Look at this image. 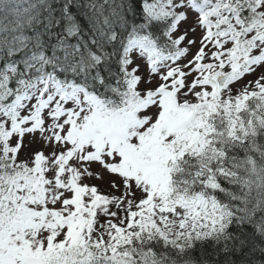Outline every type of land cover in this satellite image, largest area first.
I'll list each match as a JSON object with an SVG mask.
<instances>
[{
    "label": "snow or ice",
    "instance_id": "snow-or-ice-1",
    "mask_svg": "<svg viewBox=\"0 0 264 264\" xmlns=\"http://www.w3.org/2000/svg\"><path fill=\"white\" fill-rule=\"evenodd\" d=\"M0 264H264V0H0Z\"/></svg>",
    "mask_w": 264,
    "mask_h": 264
}]
</instances>
